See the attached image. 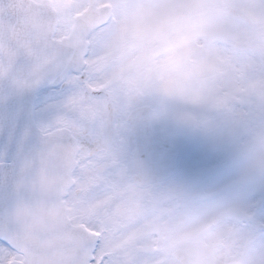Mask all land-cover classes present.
<instances>
[{
    "label": "snow or ice",
    "instance_id": "obj_1",
    "mask_svg": "<svg viewBox=\"0 0 264 264\" xmlns=\"http://www.w3.org/2000/svg\"><path fill=\"white\" fill-rule=\"evenodd\" d=\"M123 7L0 0V264H264V0Z\"/></svg>",
    "mask_w": 264,
    "mask_h": 264
},
{
    "label": "rangeland",
    "instance_id": "obj_2",
    "mask_svg": "<svg viewBox=\"0 0 264 264\" xmlns=\"http://www.w3.org/2000/svg\"><path fill=\"white\" fill-rule=\"evenodd\" d=\"M144 0H121L122 5H124V8L121 10V14L119 16V22L115 26H106V31L110 32L114 36V40L117 42L121 41V38L125 40L130 39H139L140 42L143 43V45H146V42H150V38L143 32L137 30V24H138V17L135 14V9L128 7L129 4L135 3L137 6L139 4H142ZM138 33L135 35V33ZM116 53H119L118 47L116 50ZM132 57H127L124 60L120 61H130ZM119 61V62H120ZM115 63H118V60L116 59ZM134 70H143L141 67H137V69Z\"/></svg>",
    "mask_w": 264,
    "mask_h": 264
},
{
    "label": "flooded vegetation",
    "instance_id": "obj_3",
    "mask_svg": "<svg viewBox=\"0 0 264 264\" xmlns=\"http://www.w3.org/2000/svg\"><path fill=\"white\" fill-rule=\"evenodd\" d=\"M106 26H113V24L109 23ZM137 34L138 33L136 32L135 35H137ZM120 42H117L118 43L117 47H118L119 53H116V59L118 60V63L120 60H124L127 57L130 58L132 56L135 57L137 55H140L142 52H144L150 46V42H146V45L144 46L143 43L139 41V39H135V40L130 39L128 41L125 39L122 47L120 46ZM141 69H142V67H141Z\"/></svg>",
    "mask_w": 264,
    "mask_h": 264
}]
</instances>
